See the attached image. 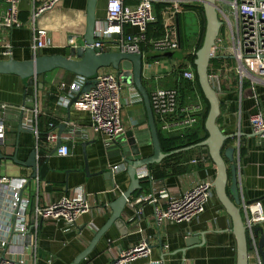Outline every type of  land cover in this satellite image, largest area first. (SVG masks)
<instances>
[{"label": "crops", "instance_id": "obj_1", "mask_svg": "<svg viewBox=\"0 0 264 264\" xmlns=\"http://www.w3.org/2000/svg\"><path fill=\"white\" fill-rule=\"evenodd\" d=\"M86 1L61 0L51 12L44 13L39 24L47 26L50 31L49 47L40 50L39 54L52 55L64 51L68 32H80L78 23L72 22L65 10L83 12ZM127 2L135 1L127 0ZM156 3H161L158 7L159 10L161 9L164 31L169 25L175 26L179 48L173 52L156 51L151 46L146 48L143 56V82L148 86V92L155 86L165 88L176 86V74L179 68L184 71L191 63L189 57L196 52L203 21L199 9L203 6L202 0H182V11L177 14L171 12L173 0H157ZM19 9V26L12 29L0 27L2 44L10 43L13 50L11 56H7L0 49L2 59L12 57L22 61L33 58L31 49L33 30L29 23L32 12L31 0H21ZM97 16L101 20L105 17L104 0L98 1ZM83 19L84 16H81V21ZM125 30L134 33L137 28L125 26ZM155 33L156 31L153 32ZM82 43L83 41H79L75 44L73 41L70 44ZM175 52L177 55H174ZM165 53H169V56L164 55ZM184 54L186 58L183 60ZM181 55L182 58H180ZM172 59L173 65L169 70L159 75L151 73V66H161L165 60ZM233 65L232 57L222 50H218L217 56L209 65L210 74L220 72V81L216 89L220 99L221 113L217 123L225 133L236 134L234 138L228 140L227 146H236L235 158L239 170L242 199L260 200L264 207V140L252 131L249 121L251 114L258 111L264 113V79L246 78L241 88L238 77L231 70ZM99 73L116 72L110 67L100 69ZM77 78L78 76L74 73L56 69L39 80L44 84L43 88L38 90L34 103L40 110L39 119L42 125L39 127V133L42 137L46 136L49 131L47 122L53 121L57 126L55 132L58 135V126L69 120L67 128L61 134V145L66 144L70 148L69 155L61 156L55 151L57 141L45 142L44 137L40 141V154L43 160L49 158L53 166L58 165L61 169L83 168L86 154L91 173L112 170V166L120 164L124 159L120 138L117 144H110L100 133L95 132L90 112L81 102H76L69 108L70 102L58 96V85L61 82L70 84ZM192 84L190 82V86L185 89L188 95L187 100L190 101L194 100L198 93L195 85ZM190 87L193 90L192 94L187 91L191 89ZM25 91L26 86L18 75L0 74V100L9 104L5 113L0 112V118L5 125L4 143L0 144V149L6 156L0 161V176L29 180L25 195L31 200L28 209L31 232L26 237V241H30L29 237L32 235L37 237L36 264H71L91 244L97 232L106 224L112 214L110 204L127 190L131 180L127 171H115L111 179L106 178L104 174L87 175L81 171H71L66 174L50 171L44 179L40 176V182H38L32 177L33 168L9 159V156H13L16 151L17 141H19L18 159L21 161L27 160L29 153L36 148L37 144L36 134L33 131H19L22 115L20 107L25 105ZM132 96H135L138 101L128 104L127 101ZM122 99L125 103L122 120L126 132L122 135L123 137L121 136V140H126V133L131 131L141 139L142 154L144 156L152 154L153 147L143 97L133 85L125 86ZM195 127L186 134L191 133ZM165 159L160 164L151 165V172L155 179L165 184V188L160 189L165 195L168 190L183 192L201 179L214 180L216 177V166L205 147L180 152ZM144 170L140 171L139 176ZM142 181L145 183L142 192L149 191L151 183L144 178ZM3 195L0 194V196ZM65 195L86 198L91 205L90 211L83 214L75 224L64 220L59 222L44 220L36 230L33 208L37 199L41 204H45ZM138 195L135 192L131 197L123 211L122 222L113 224L80 264H109L123 249H129L143 239H148L151 244L150 257L138 258L125 264H148V261L154 260H161L163 264H238V243L232 231L233 221L215 192L205 204L204 211L190 223H156L153 219V205L134 203ZM139 207L142 208L140 215L137 214ZM10 220L11 218L5 215V211L0 209V222ZM259 225L264 231V221ZM194 234L203 241L200 244L187 246L186 239ZM1 251L0 242V255ZM249 264H259L255 249L250 251Z\"/></svg>", "mask_w": 264, "mask_h": 264}, {"label": "built area", "instance_id": "obj_2", "mask_svg": "<svg viewBox=\"0 0 264 264\" xmlns=\"http://www.w3.org/2000/svg\"><path fill=\"white\" fill-rule=\"evenodd\" d=\"M7 3V7L0 10V27L12 29L20 25L19 4L21 0H0ZM105 17L98 20L95 28V42L92 48H99L101 52L122 51L128 53H141L151 46L156 51H176L179 42L176 38V28L173 25L166 27L164 35L160 38H148V25L157 21L153 3L157 0H104ZM182 0H173L171 12L180 13ZM61 0H31L32 12L30 25L33 30L31 49L35 58L40 50L49 47L48 39L50 31L47 26H41L39 20L44 13L52 11ZM219 19L222 21L220 34L215 46L214 55L218 50L232 57L234 61L231 70L239 79L242 88L245 78L251 80L264 79V0H216ZM136 27V32H126L125 26ZM219 42H227L223 47ZM0 49L7 56H11L13 50L10 43L2 44ZM210 74V73H209ZM183 77L193 84L196 81L194 66L190 63L183 71ZM213 87L220 81V72L210 74ZM35 100L38 96V86L35 81ZM85 85V78L78 77L70 84L61 82L58 85V96L69 101L75 97ZM125 84L116 73H99L94 87L82 93L80 101L90 112L92 127L100 133L110 144H117L119 138L126 132L122 120V110L125 105L122 92ZM217 90V89H216ZM65 92V93H62ZM218 92V91H217ZM62 94V95H61ZM152 110L159 119L161 130L168 134H186L199 122L200 114L204 110V103L199 93L196 100L180 105L179 94L175 88L155 86L150 92ZM132 96L128 104H134L138 100ZM9 104L0 100V112L5 113ZM23 126L32 129L36 134L37 158L40 154L39 113L37 105L32 109L25 105L20 107ZM251 129L264 140V113L255 112L249 118ZM24 126V127H25ZM49 131L44 141L55 142L58 135L55 132L56 124L53 121L47 123ZM5 125L0 118V144L4 143ZM57 154L67 156L70 153L68 145L63 144L56 150ZM196 161V160H195ZM112 171H127V163L123 160L120 164L112 166ZM36 180L40 182V175ZM34 178V179H35ZM140 178L151 183V189L140 193L134 200L136 204H151L154 207L153 219L156 223L166 222L190 223L203 211L205 204L213 197L214 180L205 178L197 181L183 192L168 190L162 181L155 179L150 170L145 169ZM27 178H15L0 176V209L11 218L10 221L0 222V242L2 251L0 264H36L37 237L32 235L30 241H26L31 228L28 223V209L31 203L30 197L25 195L28 184ZM163 187V188H162ZM130 202V200H129ZM241 208L245 216V224L249 237L255 245L259 264H264L257 246L254 227L264 221V207L260 200L247 203L242 199ZM91 205L86 198L65 195L55 201L41 204L37 199L33 208L34 226L38 230L41 222L64 220L75 224L83 214L89 212ZM137 214H142L139 207ZM151 244L148 239H143L139 244L123 249L119 255L109 264H125L138 258H149ZM148 264H163L161 260L148 261Z\"/></svg>", "mask_w": 264, "mask_h": 264}, {"label": "water", "instance_id": "obj_3", "mask_svg": "<svg viewBox=\"0 0 264 264\" xmlns=\"http://www.w3.org/2000/svg\"><path fill=\"white\" fill-rule=\"evenodd\" d=\"M99 0H87L85 8L80 10H65L67 16L72 22L78 23L79 33L68 32L67 45L64 51L58 54L43 55L38 54L30 60H16L14 58H0V74L18 75L26 86L24 104L27 108L32 109L35 103V81L38 89H42L44 84L39 80L47 73L56 69H62L76 74L78 77L85 78V85L81 92L70 100L69 108L80 101L82 93L89 92L96 82L99 70L102 68H113L116 74L126 86H135L143 97L144 105L148 117V125L150 137L152 141L153 152L150 155L142 154L141 139L134 135L133 132L126 133V140H121L124 161L127 163V173L130 177V185L114 202L110 204L112 214L106 224L97 232L91 244L82 251L71 264H80L91 253L96 243L105 234V232L113 225L122 222V214L133 194L142 189L143 181L139 173L142 169H151V165L160 164L165 158L176 153L189 151L198 147L208 149L209 156L214 162L217 173L214 179V192L221 202L226 212L231 216L233 221L232 231L236 235L238 243V264H249L250 251L255 249L254 242L249 237L243 210L241 208L242 196L239 186V170L237 160L235 158L236 146H227L228 140L234 138L236 134H227L217 123L221 113L220 99L217 90L213 87L209 65L214 55L215 46L220 34L222 21L219 19L216 0H202L206 15V30L202 47L196 53V71L202 91L209 102L210 108L206 119V129L209 133L207 139L189 145L187 147L165 152L162 149L159 139L158 128L156 125L155 114L152 110L150 96L147 88L143 83V55L141 53H128L122 51H105L101 52L99 48H92L95 42V28L98 20L97 16ZM51 12V11H50ZM81 16L84 19L81 21ZM69 26V25H68ZM73 41H83L80 45H72ZM174 55H177L175 52ZM182 58V55L180 56ZM23 114L19 125V131H32L23 126ZM69 120L58 126V140L56 142L55 151L62 144L61 134L67 128ZM19 141H17L16 151L9 159L14 162L33 168L32 177L40 175L43 179L52 171L56 173L69 174L71 171L85 172L87 175L104 174L106 178H112L114 172L111 169L100 170L91 173L89 164L85 154V164L83 168L61 169L58 165L53 166L49 162V158L44 160L37 158V150L34 148L26 161L18 159ZM0 149V161L4 159ZM32 180V178H31ZM30 180V181H31ZM113 181V180H112ZM67 182V179H66ZM257 200H248L252 203ZM254 234L257 241L259 253L264 262V231L261 225L254 227ZM203 240H199L198 235L194 234L186 239L187 246L200 244ZM184 250V249H183Z\"/></svg>", "mask_w": 264, "mask_h": 264}, {"label": "trees", "instance_id": "obj_4", "mask_svg": "<svg viewBox=\"0 0 264 264\" xmlns=\"http://www.w3.org/2000/svg\"><path fill=\"white\" fill-rule=\"evenodd\" d=\"M160 4L161 3H156V2L153 3L154 12H155V15H157V21L148 25V29H147V37L148 38H160L161 36L164 35L165 31H164V28H163V25H162V18H161V14H160L161 9L159 10V7H158V5H160ZM199 9H200V11L202 13V18H203L202 19L203 21H202V27H201V34H200L199 44L197 46L196 52H195L194 55L189 57V60L193 64V66L195 68V72H196V81H195L194 84H192V82H191V84L195 85V88H196L197 92L200 94L201 99H202V101L204 103V110L200 114V119H199V122L197 123L195 129L191 133H188L186 135H182V134H179V133L167 134V133L163 132L161 130L159 119H158V117L155 116L156 117V125H157V128H158L159 139H160V142H161L162 149L165 152L174 151V150H177V149H181V148L187 147L189 145H193V144L199 143V142L207 139L208 136H209V133H208V131L206 129L205 123H206V119H207V115H208V112H209L210 105H209V102L207 101V99H206V97H205V95H204V93L202 91V88L200 86L198 75H197V71H196V63H195V60L197 58L196 53L203 45L204 35H205V30H206V17H205V14H204L203 6H200ZM126 30H127V28H126ZM155 31H156V33L153 34V32H155ZM163 52H165V51H163ZM167 52H173V51H167ZM164 55H168L169 56V53H165ZM185 58H186V55L184 54L183 55V60ZM181 66H182V64L180 65V67ZM176 77H177V80H176L177 84H176L175 87H172V88H175L178 91L180 105L187 104L188 102H191V101L187 100L188 99V95H187L185 89L190 86V82H188L187 80L184 79L183 71L180 68H179V71L176 74ZM144 85L148 89V86L146 85V83ZM150 91L151 90H149V92ZM187 91L190 92V94H192L193 90L191 88V89H189ZM196 98H194V100H196ZM194 100H192V101H194ZM41 125L42 124L40 123V119H39V127H41ZM39 131H40V129H39ZM44 137H42L40 135V138H44ZM174 155H171V156H174ZM144 184L145 183H143L142 185L145 186ZM142 189H143V187H142ZM142 189L137 190L136 193L140 194L142 192Z\"/></svg>", "mask_w": 264, "mask_h": 264}, {"label": "rangeland", "instance_id": "obj_5", "mask_svg": "<svg viewBox=\"0 0 264 264\" xmlns=\"http://www.w3.org/2000/svg\"><path fill=\"white\" fill-rule=\"evenodd\" d=\"M7 7V3L4 1H0V10H3ZM224 44H227V42H219L218 46L223 47ZM176 61V60H175ZM171 65H173V59L171 61L165 60L161 66H151V73L153 75H159L171 68ZM50 73V72H49ZM246 79V78H245Z\"/></svg>", "mask_w": 264, "mask_h": 264}]
</instances>
